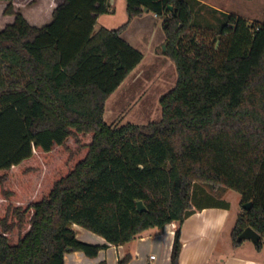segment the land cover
<instances>
[{"label":"trees","instance_id":"obj_1","mask_svg":"<svg viewBox=\"0 0 264 264\" xmlns=\"http://www.w3.org/2000/svg\"><path fill=\"white\" fill-rule=\"evenodd\" d=\"M5 1L14 20L0 29V264L94 258L173 222L179 264L196 183L239 192L251 206L233 243L251 226L264 245V22L226 13L212 37L195 21L197 0H125L127 21L96 30L109 0H63L35 26ZM145 9L162 20L177 81L159 120L114 126L107 100L144 58L122 33ZM75 224L106 243L80 240Z\"/></svg>","mask_w":264,"mask_h":264},{"label":"crops","instance_id":"obj_2","mask_svg":"<svg viewBox=\"0 0 264 264\" xmlns=\"http://www.w3.org/2000/svg\"><path fill=\"white\" fill-rule=\"evenodd\" d=\"M62 1L63 0H48L39 8V15L32 19L35 20L38 18L49 23L52 20L53 9ZM17 2L18 0H13L15 7L22 9V6ZM109 3L112 12L99 16L96 22V27L101 23L102 19L106 20V17L104 16L114 14L118 8L122 9L123 18L126 16L125 22L127 21L126 1L109 0ZM46 8H49V12L44 11ZM148 14L153 15L151 20H154L155 17L158 19L155 21L161 20L155 13L146 12L142 16L133 18L130 26L122 33V37L135 48L137 47L134 42L136 40L130 30L136 22L143 20L144 16ZM26 18L29 20V17L26 16ZM29 22L35 26H39V24H36L35 22L32 23L31 20H29ZM102 23L104 25L103 27L109 28L106 27L107 24H104L105 21ZM165 39L166 37L164 36L160 44L165 42ZM137 49L139 50L138 47ZM158 51V49L155 50L154 60L155 62L159 61V65L163 66V70H159L158 73L166 77V71L172 73L174 68L176 70V67L175 64L163 54V52L159 53ZM144 59L145 55L138 66L142 64ZM125 80L107 100L105 112V119L107 121L110 119L109 115L112 116V112L116 111V107L118 106L117 102H119L121 96L124 95L120 90L122 89ZM238 214L239 212L236 213L232 221L233 211L230 203H200L196 206L192 205L190 215L185 219L181 226V240L183 247L180 253L179 264H264V245L260 248H257L256 244L246 245V240L238 242L236 245L233 243L231 234L238 218ZM177 225V222H173L168 224L164 229L151 228L122 245L110 244L108 248L101 250L94 258L86 256L82 251L67 252L65 254V264H119V260L127 254L131 255V260L128 264H153L154 262L155 264H171V252ZM73 228L76 231L77 237L82 241L93 244L106 243L104 237L93 233L80 225L75 224ZM227 230V236L224 237ZM151 231L152 233H150ZM153 245L162 249V254L160 257L151 254L147 261L143 256L145 254L147 255L148 249ZM111 248H116L115 257L112 262L103 257V252ZM152 255L155 256L154 259H151Z\"/></svg>","mask_w":264,"mask_h":264},{"label":"rangeland","instance_id":"obj_3","mask_svg":"<svg viewBox=\"0 0 264 264\" xmlns=\"http://www.w3.org/2000/svg\"><path fill=\"white\" fill-rule=\"evenodd\" d=\"M47 1L18 0L17 3L22 6V9H18L22 11L25 17H29L32 23L35 22L39 26H42L47 24L46 21L38 18L33 20L32 18L39 15V8ZM6 6V1H0V29L14 20L13 15L5 14ZM212 8L219 9L218 11L221 13H215ZM44 11L49 12V8H46ZM226 13L244 17L250 24L262 23L264 22V0H197L195 3V21L198 25H201L202 32L206 31L207 28V32L212 37L217 32V28L215 27L219 24L217 17L227 18ZM104 17H106V20L102 19L101 23L105 21L104 24H107L106 27L110 29L118 28L126 20V16L123 18V11L120 8L114 14ZM151 17H153L152 14L145 15L143 20L136 22L130 30L137 41H134L136 46L145 55V59L128 76L120 90L124 95L117 102L116 111L112 112V116L109 115L110 119L108 120L114 126H121L128 122L148 123L149 121L159 120L162 114L159 98L176 84L177 72L175 68L172 73L166 71V77L158 73L163 66L159 65V61L155 62L154 54L157 49L159 53L163 51L165 42L162 44L160 42L165 35L162 30V20L155 21L156 17L154 20H151ZM101 23L95 27L96 30L104 26ZM208 39L210 40V36ZM200 203H230L233 211L232 221L237 212H239V216L244 210L243 205H241V194L236 190L226 187L214 190L209 185L196 183L193 190L192 205L196 206ZM227 232L228 230L224 237L227 236ZM245 243L246 245H254L250 240H246ZM115 249L105 250L103 257L112 262L115 257ZM151 254L160 257L162 249L153 245L148 249V256L145 254L143 258L148 261Z\"/></svg>","mask_w":264,"mask_h":264},{"label":"water","instance_id":"obj_4","mask_svg":"<svg viewBox=\"0 0 264 264\" xmlns=\"http://www.w3.org/2000/svg\"><path fill=\"white\" fill-rule=\"evenodd\" d=\"M148 9H145V12H148ZM164 49H166V44L164 45ZM138 210L140 212H143L146 210V206L142 201H138L137 203ZM251 206V203H247L243 205L244 209H249ZM262 239V236L259 232H257L254 228L251 226L247 227L246 229L243 230V232L238 236L237 241L242 242L244 240H250L254 244L258 245L260 240Z\"/></svg>","mask_w":264,"mask_h":264},{"label":"built area","instance_id":"obj_5","mask_svg":"<svg viewBox=\"0 0 264 264\" xmlns=\"http://www.w3.org/2000/svg\"><path fill=\"white\" fill-rule=\"evenodd\" d=\"M154 258H155V256H154V255H152V256H151V259H154Z\"/></svg>","mask_w":264,"mask_h":264},{"label":"bare ground","instance_id":"obj_6","mask_svg":"<svg viewBox=\"0 0 264 264\" xmlns=\"http://www.w3.org/2000/svg\"><path fill=\"white\" fill-rule=\"evenodd\" d=\"M170 227V226H169Z\"/></svg>","mask_w":264,"mask_h":264}]
</instances>
